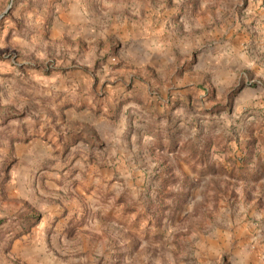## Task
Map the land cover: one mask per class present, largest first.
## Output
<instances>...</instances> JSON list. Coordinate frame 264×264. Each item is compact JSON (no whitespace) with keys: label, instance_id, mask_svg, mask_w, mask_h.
Segmentation results:
<instances>
[{"label":"rangeland","instance_id":"obj_1","mask_svg":"<svg viewBox=\"0 0 264 264\" xmlns=\"http://www.w3.org/2000/svg\"><path fill=\"white\" fill-rule=\"evenodd\" d=\"M0 264H264V0H0Z\"/></svg>","mask_w":264,"mask_h":264},{"label":"water","instance_id":"obj_2","mask_svg":"<svg viewBox=\"0 0 264 264\" xmlns=\"http://www.w3.org/2000/svg\"><path fill=\"white\" fill-rule=\"evenodd\" d=\"M9 8H10V5H9V7L6 9V12H5L2 16H4V15L8 12ZM2 16H1V17H2Z\"/></svg>","mask_w":264,"mask_h":264}]
</instances>
